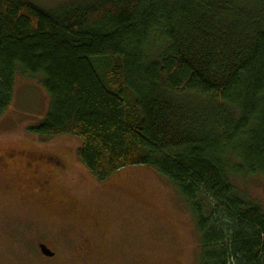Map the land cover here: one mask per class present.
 <instances>
[{"label":"trees","instance_id":"16d2710c","mask_svg":"<svg viewBox=\"0 0 264 264\" xmlns=\"http://www.w3.org/2000/svg\"><path fill=\"white\" fill-rule=\"evenodd\" d=\"M51 98L32 134L69 135L103 182L153 167L189 205L199 264H264V0H0V117L17 76Z\"/></svg>","mask_w":264,"mask_h":264},{"label":"rangeland","instance_id":"374dc122","mask_svg":"<svg viewBox=\"0 0 264 264\" xmlns=\"http://www.w3.org/2000/svg\"><path fill=\"white\" fill-rule=\"evenodd\" d=\"M26 1L54 9L97 0ZM50 106L39 78L16 77L14 98L0 117V155L14 150L55 155L63 168H54L56 186L48 200L31 192L33 178L20 157L8 168L0 164V264H199L195 218L170 180L149 166L97 180L78 158L77 138L47 141L30 132ZM231 182L264 212V177ZM40 243L57 256L44 257Z\"/></svg>","mask_w":264,"mask_h":264},{"label":"flooded vegetation","instance_id":"af4514ba","mask_svg":"<svg viewBox=\"0 0 264 264\" xmlns=\"http://www.w3.org/2000/svg\"><path fill=\"white\" fill-rule=\"evenodd\" d=\"M7 153L5 154L4 152L3 155H0V164L2 165L3 169L8 168L9 164H12L11 162H13L18 157H20V160H22L26 165L25 167L26 170L30 172L33 178V181L31 182L32 186L30 187L31 192L38 196L46 197V199L48 198L50 199L53 195V192L55 191V186H56L55 181L52 178L53 177L52 175L54 174L56 170L54 168H58L57 170L59 169L62 170L63 166H62L61 160L55 155L47 156V155H40V154L32 153V152L27 153L25 150H22V151L14 150L13 153H10V154H7ZM43 165H46L49 170L46 172H41V167ZM50 167L53 169L50 170ZM41 244H44V243H40L38 248H39L40 253L42 254L40 250ZM46 246L48 247V245ZM50 250L52 253H54L53 256L47 257L43 254L42 255L46 258L54 259L57 256V250H54V251L52 249Z\"/></svg>","mask_w":264,"mask_h":264},{"label":"water","instance_id":"95a60500","mask_svg":"<svg viewBox=\"0 0 264 264\" xmlns=\"http://www.w3.org/2000/svg\"><path fill=\"white\" fill-rule=\"evenodd\" d=\"M40 250H41L42 254L47 256V257L54 255V253H52L51 250L45 244L40 245Z\"/></svg>","mask_w":264,"mask_h":264}]
</instances>
